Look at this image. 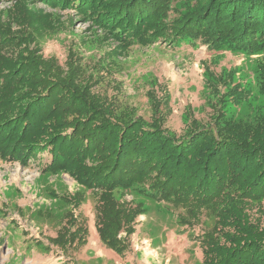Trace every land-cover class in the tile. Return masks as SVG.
<instances>
[{
    "label": "trees",
    "instance_id": "1",
    "mask_svg": "<svg viewBox=\"0 0 264 264\" xmlns=\"http://www.w3.org/2000/svg\"><path fill=\"white\" fill-rule=\"evenodd\" d=\"M42 1L75 9L123 48L162 41L206 45L213 53L264 52V0H184L185 10L176 6L180 0ZM14 38L0 31V56ZM5 62L0 157L24 163L47 153L45 171H69L97 189V231L109 248L124 253L128 243L120 234L130 237L144 212L141 203L116 197L123 189L168 203L183 227L200 221L204 211L212 214L215 224L200 236L201 264H264L263 114L242 121L219 113L213 126L194 118L179 136L162 115L147 121L119 113L116 97L94 88L108 79L96 62L89 70L67 57L66 69H54L55 61L32 53L13 67ZM259 78L264 93V66ZM80 230L64 225L53 242L66 248Z\"/></svg>",
    "mask_w": 264,
    "mask_h": 264
},
{
    "label": "rangeland",
    "instance_id": "2",
    "mask_svg": "<svg viewBox=\"0 0 264 264\" xmlns=\"http://www.w3.org/2000/svg\"><path fill=\"white\" fill-rule=\"evenodd\" d=\"M188 2L180 0L176 6L185 10ZM0 31L15 37L2 49L4 65L13 67L31 53L55 61L54 69H66L67 57L89 70L96 62L108 79L94 88L116 97L119 113L147 121L162 115L164 125L179 136L195 119L200 126H213L219 113L242 121L264 115L259 86L264 52L213 53L206 45L162 41L123 48L75 9L42 0H0ZM48 157L43 153L24 163L0 157V264L202 263L200 236L215 224L212 214L204 211L200 221L183 227L180 214L168 203L119 189L117 198L144 208L136 231L130 237L120 234L128 243L120 254L97 231V189L84 187L69 171H45ZM255 213L263 215L257 209ZM64 225L80 228L81 236L61 248L53 239Z\"/></svg>",
    "mask_w": 264,
    "mask_h": 264
}]
</instances>
